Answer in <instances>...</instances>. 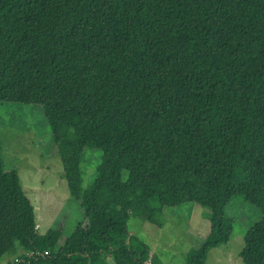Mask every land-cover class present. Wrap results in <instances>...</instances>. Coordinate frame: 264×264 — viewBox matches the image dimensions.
Instances as JSON below:
<instances>
[{
	"label": "trees",
	"instance_id": "obj_1",
	"mask_svg": "<svg viewBox=\"0 0 264 264\" xmlns=\"http://www.w3.org/2000/svg\"><path fill=\"white\" fill-rule=\"evenodd\" d=\"M0 103L43 107L53 134L85 123L59 142L85 220L70 235L39 233L0 136V261L20 248L9 264H150L118 200L94 208L96 195L118 194V155L134 151L160 169V180L136 177L135 196L163 225L197 187L213 193L209 234L187 264L230 241L234 201L260 211L241 257L264 264V0H0ZM87 150L102 161L84 188Z\"/></svg>",
	"mask_w": 264,
	"mask_h": 264
},
{
	"label": "rangeland",
	"instance_id": "obj_2",
	"mask_svg": "<svg viewBox=\"0 0 264 264\" xmlns=\"http://www.w3.org/2000/svg\"><path fill=\"white\" fill-rule=\"evenodd\" d=\"M84 125L82 119L67 122L60 127L58 134H53L43 107L0 103V136L5 170L31 199L40 234L61 228L66 235H70L79 225L85 224L83 211L72 199L67 182L62 178L65 163L59 154L61 135L73 138ZM68 140L64 141L63 147ZM101 161V151H86L81 165L84 188L94 181ZM138 175L155 180L161 178L160 169L138 159L136 152H121L118 155L119 192L117 195H96L95 210L118 200L123 229L129 239L135 237L150 248V264H158L159 261V264H187L191 253L209 234L208 218L214 205L213 193L206 187H197L193 205L175 210L164 209L167 221L163 225L159 211L148 209L137 201L135 181ZM226 216L234 222L233 235L227 244L210 252L207 264H245L241 257L244 238L261 219L260 211L234 201L227 208ZM20 254L21 250L17 248L0 264H9L19 259ZM110 263L124 264L114 257L110 258Z\"/></svg>",
	"mask_w": 264,
	"mask_h": 264
}]
</instances>
